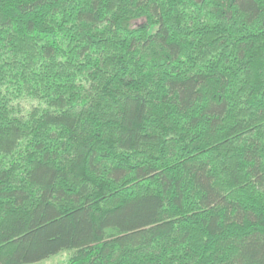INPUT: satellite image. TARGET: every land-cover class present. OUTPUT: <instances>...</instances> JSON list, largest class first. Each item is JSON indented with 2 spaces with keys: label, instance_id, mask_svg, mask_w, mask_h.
Masks as SVG:
<instances>
[{
  "label": "trees",
  "instance_id": "16d2710c",
  "mask_svg": "<svg viewBox=\"0 0 264 264\" xmlns=\"http://www.w3.org/2000/svg\"><path fill=\"white\" fill-rule=\"evenodd\" d=\"M264 264V0H0V264Z\"/></svg>",
  "mask_w": 264,
  "mask_h": 264
},
{
  "label": "rangeland",
  "instance_id": "374dc122",
  "mask_svg": "<svg viewBox=\"0 0 264 264\" xmlns=\"http://www.w3.org/2000/svg\"><path fill=\"white\" fill-rule=\"evenodd\" d=\"M69 255V252L63 251L37 264H65Z\"/></svg>",
  "mask_w": 264,
  "mask_h": 264
}]
</instances>
